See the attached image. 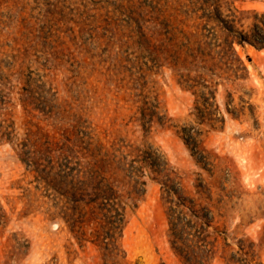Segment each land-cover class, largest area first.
I'll return each mask as SVG.
<instances>
[{"label": "rangeland", "instance_id": "1", "mask_svg": "<svg viewBox=\"0 0 264 264\" xmlns=\"http://www.w3.org/2000/svg\"><path fill=\"white\" fill-rule=\"evenodd\" d=\"M227 1L240 30L264 14ZM201 7L0 0V264H264V49L235 45L244 80L229 56L187 70ZM92 165L117 213L62 194Z\"/></svg>", "mask_w": 264, "mask_h": 264}, {"label": "trees", "instance_id": "2", "mask_svg": "<svg viewBox=\"0 0 264 264\" xmlns=\"http://www.w3.org/2000/svg\"><path fill=\"white\" fill-rule=\"evenodd\" d=\"M224 0H201L203 14L199 15L200 20L204 23L198 36L191 38L192 42L186 45V50L183 59L181 60L184 67L187 70L208 69L209 65L207 62L212 63L215 66L216 58L219 57H230L228 63H224L227 70L230 72V76L237 80H244L247 77L248 69L245 63L238 56L235 45H245L250 44L256 49H264V14L256 15L251 21L248 30H240L236 24L240 23V17L235 15L238 10L235 9L234 13L230 9H225L226 4ZM226 2H228L226 0ZM227 10V11H226ZM243 14V12L241 13ZM213 23L216 31L212 33V37L208 35L205 30L206 24ZM197 39V40H196ZM211 66V65H210ZM83 149L86 154L92 158H95L98 152L101 150L100 146H93L90 143H85ZM23 162L28 163L29 156L20 155ZM147 161H144L146 163ZM149 167L154 165H150ZM89 166V165H88ZM70 168V171H73ZM101 168L99 166L92 165L89 168L86 167L85 170L80 171L77 178L67 183L62 194H64L76 208L80 206H92L98 210H114L118 212V208L115 207L118 201V196L114 191L113 187L109 184H101L97 181ZM172 188H170L171 190ZM169 190V191H170ZM174 190H171V192ZM179 195V194H178ZM180 198V196H179ZM182 198H180L178 204L182 203ZM104 215V214H103ZM106 217V216H104ZM107 223V220L105 221ZM181 219L178 217L175 219L174 216H170L169 227L170 233L173 239L171 243L173 248L176 249L177 254L186 262L190 263L188 260V253H186L184 246L186 243L183 238L185 231V226L178 225ZM109 238L112 237L111 229L106 233ZM99 235V234H98Z\"/></svg>", "mask_w": 264, "mask_h": 264}]
</instances>
